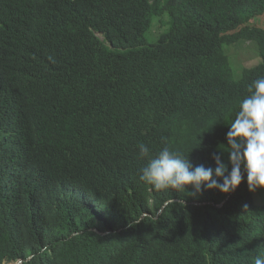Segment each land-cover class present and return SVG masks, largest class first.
<instances>
[{
  "label": "trees",
  "instance_id": "trees-1",
  "mask_svg": "<svg viewBox=\"0 0 264 264\" xmlns=\"http://www.w3.org/2000/svg\"><path fill=\"white\" fill-rule=\"evenodd\" d=\"M261 15L264 0H0V264H254L264 205L246 174L227 195L157 191L138 145L193 167L223 152L231 170ZM243 39L259 63L233 80L223 46Z\"/></svg>",
  "mask_w": 264,
  "mask_h": 264
},
{
  "label": "clouds",
  "instance_id": "clouds-1",
  "mask_svg": "<svg viewBox=\"0 0 264 264\" xmlns=\"http://www.w3.org/2000/svg\"><path fill=\"white\" fill-rule=\"evenodd\" d=\"M248 93L240 101L239 111L226 134L230 171L228 164L222 161L223 152L213 155L214 168L193 167L189 155L185 158L164 146L155 157H150L149 147L140 143L139 156L147 158V163L139 170L140 180L157 191L188 192L191 187L192 196L202 189L227 195L239 188L246 174L250 192L264 190V77L256 79ZM254 264H264V254L257 253Z\"/></svg>",
  "mask_w": 264,
  "mask_h": 264
},
{
  "label": "rangeland",
  "instance_id": "rangeland-1",
  "mask_svg": "<svg viewBox=\"0 0 264 264\" xmlns=\"http://www.w3.org/2000/svg\"><path fill=\"white\" fill-rule=\"evenodd\" d=\"M161 22L165 23L164 26L161 24ZM168 22L169 18L166 13L160 17L153 18L151 28L145 34L147 44H152L157 41L160 34L168 29ZM250 26H256L264 29V15L256 17ZM98 36L102 39V35L98 34ZM223 52L228 58L231 67L230 77L233 80L240 79L242 70L244 68H250L259 63L257 45L253 41L243 39L236 42L235 44L224 45ZM250 193L255 204L264 205V190H257Z\"/></svg>",
  "mask_w": 264,
  "mask_h": 264
},
{
  "label": "water",
  "instance_id": "water-1",
  "mask_svg": "<svg viewBox=\"0 0 264 264\" xmlns=\"http://www.w3.org/2000/svg\"><path fill=\"white\" fill-rule=\"evenodd\" d=\"M21 262H22V261H21V260H19V261H18V262H16L15 264H21Z\"/></svg>",
  "mask_w": 264,
  "mask_h": 264
}]
</instances>
